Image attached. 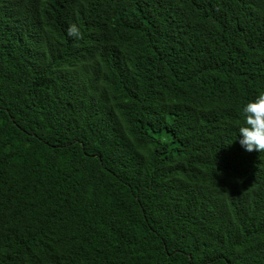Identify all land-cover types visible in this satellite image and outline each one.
Wrapping results in <instances>:
<instances>
[{
  "label": "trees",
  "instance_id": "trees-1",
  "mask_svg": "<svg viewBox=\"0 0 264 264\" xmlns=\"http://www.w3.org/2000/svg\"><path fill=\"white\" fill-rule=\"evenodd\" d=\"M262 90L264 0H0V264H264Z\"/></svg>",
  "mask_w": 264,
  "mask_h": 264
},
{
  "label": "clouds",
  "instance_id": "clouds-1",
  "mask_svg": "<svg viewBox=\"0 0 264 264\" xmlns=\"http://www.w3.org/2000/svg\"><path fill=\"white\" fill-rule=\"evenodd\" d=\"M69 37L79 39L82 36L77 24H70ZM242 123L238 126L239 143L245 151L264 152V90L258 91L246 100L240 108Z\"/></svg>",
  "mask_w": 264,
  "mask_h": 264
}]
</instances>
